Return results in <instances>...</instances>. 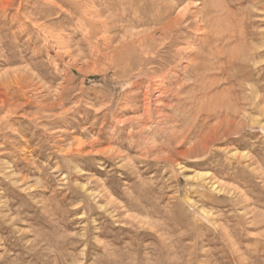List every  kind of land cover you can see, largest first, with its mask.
<instances>
[{"label": "rangeland", "instance_id": "1", "mask_svg": "<svg viewBox=\"0 0 264 264\" xmlns=\"http://www.w3.org/2000/svg\"><path fill=\"white\" fill-rule=\"evenodd\" d=\"M0 1V264H264V0Z\"/></svg>", "mask_w": 264, "mask_h": 264}, {"label": "bare ground", "instance_id": "2", "mask_svg": "<svg viewBox=\"0 0 264 264\" xmlns=\"http://www.w3.org/2000/svg\"><path fill=\"white\" fill-rule=\"evenodd\" d=\"M10 1H11V0H10ZM14 1H15V0H14ZM14 1H12L11 5H10V6H11L10 8H13L12 6H13ZM20 1H21V0H20ZM23 1H24V0H23ZM50 1H51V0H50ZM164 1H165V0H164ZM0 2H1V1H0ZM18 2H19V1H18ZM52 2H53V1H52ZM167 2H168V1H167ZM203 2H205V0H204ZM2 3H4V2H2ZM2 3H0V4H2ZM31 3H32V1H31ZM147 3H148V2H147ZM218 3H220V2L217 1L216 4H218ZM4 4H5V3H4ZM38 4H39V3H38ZM49 4H50V3H49ZM51 4H54V3H51ZM164 4H165V3H164ZM214 4H215V2H214ZM5 5H6V4H5ZM20 5H22V4H20ZM151 5H152V4H151ZM6 6L9 7V4L6 5ZM162 6H165V5H162ZM183 6H184V5H183ZM0 7H1V6H0ZM3 7L5 8V6H3ZM200 7H201V6H200ZM6 8H7V7H6ZM17 8H19V7H17ZM17 8H16V9H17ZM20 8H22V7H20ZM147 8H148V7H147ZM166 8H167V7H166ZM169 9H171V8H169ZM213 9H214V8H213ZM7 10H8V8H7ZM194 10H195V9H194ZM0 11H1V9H0ZM5 11H6V10H5ZM8 11H9V10H8ZM19 11H20V9H19ZM19 11H18V12H19ZM208 11H209V10H208ZM21 12H22V11H21ZM185 12H186V11H185ZM6 13H7V12H6ZM183 13H184V12H183ZM0 14H1V13H0ZM148 14H149V13H148ZM1 15H3V14H1ZM24 15H25V13H24ZM161 15H162V14H161ZM185 15H186V14H185ZM21 16H22V15H21ZM0 17H2V16H0ZM27 17H28V16H27ZM4 18H5V17H4ZM22 18H23V17H22ZM23 19H24V18H23ZM23 19H22V20H23ZM29 19H30V17H29ZM117 19H118V18H117ZM25 21H26V20H25ZM25 21H24V22H25ZM29 21H31V20H29ZM0 22H1V21H0ZM21 22H22V21H21ZM149 22H150V21H149ZM115 23H116V22H115ZM169 24H170V23H169ZM149 25H150V24H149ZM141 26H142V25H141ZM212 26H213V25H212ZM218 26H219V25H218ZM52 27H53V26H52ZM160 27H161V26H160ZM170 27H171V26H170ZM144 28H145V26H144ZM163 29H164V28H163ZM150 31H151V30H150ZM217 32H218V31H217ZM208 33H209V32H208ZM149 35H150V34H149ZM220 35H221V34H220ZM143 36H144V35H143ZM145 36H146V35H145ZM208 36H209V35H208ZM208 36H207V37H208ZM210 36H211V35H210ZM216 36H217V35H216ZM217 37H218V36H217ZM53 39H54V38H53ZM142 39H143V37H142ZM148 39H149V38H148ZM209 40L211 41V39H209ZM206 41H207V39H206ZM213 41H214V40H213ZM213 41H212V42H213ZM208 43H210V42H208ZM226 43H227V42H226ZM213 44H214V43H213ZM211 45H212V44H211ZM215 45H216V44H215ZM243 45H244V44H243ZM207 46H209V45H207ZM228 46H229V45H228ZM205 47H206V46H205ZM208 48H209V47H208ZM222 48H223V47H222ZM215 49H216V48H215ZM218 49H219V48H218ZM226 49H227V48H226ZM226 49H225V50H226ZM228 50H229V49H228ZM247 51H248V50H247ZM195 52H197V51H195ZM217 53H218V52H217ZM231 53H232V52H231ZM195 54H196V53H195ZM218 54H219V53H218ZM131 55H132V54H131ZM159 55H160V54H159ZM227 55H228V54H227ZM132 56H133V55H132ZM127 57H128V56H127ZM249 57H250V55H249ZM129 58H130V56H129ZM232 58H235V57L232 56ZM249 59H250V58H249ZM132 60H134L133 57H132L131 61H132ZM193 61H194V60H193ZM132 62H134V61H132ZM237 62H238V61H237ZM257 62H258V61H257ZM135 63H136V62H135ZM127 64H128V63H127ZM127 64H126V65H127ZM133 64H134V63H133ZM137 64H138V63H137ZM130 65H131V64H130ZM230 65H231V64H230ZM240 67H243V66H240ZM255 67H256V66H255ZM244 68H245V67H243V69H244ZM30 69H31V68H30ZM127 69H128V68H127ZM240 69H241V68H240ZM117 71H118V70H117ZM115 72H116V71H115ZM30 74H31V73H30ZM127 74H128V73H127ZM25 75H26V74H25ZM31 75H32V74H31ZM119 76H120V75H119ZM160 76H161V75H160ZM28 77H29V76H28ZM36 78H38V77H36ZM40 80H41V79H40ZM24 82H25V81H24ZM254 89H255V88H254ZM256 89H257V88H256ZM256 89H255V90H256ZM259 91H260V89H259ZM215 93H216V92H215ZM162 94H163V93H162ZM259 94H260V93H259ZM258 96H259V95H258ZM231 97H232V96H231ZM252 97H253V96H252ZM254 97H255V96H254ZM229 98H230V97H229ZM259 98H260V97H259ZM254 99H255V98H254ZM261 99H263V98H261ZM255 100H256V99H255ZM259 102H260V101H259ZM253 103H255V102L253 101ZM256 103H258V102H256ZM258 105H259V104H256V107H257V108H258ZM263 105H264V104H263ZM254 106H255V105H254ZM259 106H260V105H259ZM261 106H262V103H261ZM232 107H233V106H232ZM259 108H260V107H259ZM262 108H263V107H261V109H262ZM222 110H223V109H222ZM258 110H260V109H258ZM262 111H263V110H262ZM147 112H148V111H147ZM263 112H264V111H263ZM225 114H226V113H225ZM227 115H228V114H227ZM226 119H227V118H226ZM258 120H259V119H258ZM163 121H164V120H163ZM255 121H256V120H255ZM219 122H220V121H219ZM180 142H181V141H180ZM195 144H196V143H195ZM205 147H206V146H205ZM178 153L180 154L181 152H178ZM188 155H189V154H188ZM182 156H183V155H182ZM186 156H187V155H186ZM170 158H171V157H170ZM167 161H169V160H167ZM2 164H3V163H2ZM4 174H5V173H4ZM4 174H3V175H4ZM199 176H200V175H199ZM201 176H202V175H201ZM5 177H8L7 174H6ZM203 177H204V176H203ZM198 178H200V177H198ZM193 179H194V178H193ZM203 179H204V178H203ZM2 181H3V180H2ZM8 184H9V183H8ZM6 188H7V187H6ZM5 197H6V196H5ZM7 202H8V201H7ZM250 202H251V201H250ZM247 203H248V202H247ZM0 205H1V204H0ZM7 205H8V204H7ZM5 207H6V206H5ZM7 213H8V212H7ZM1 214L4 215L2 212H1ZM2 215H0V216H2ZM5 215H6V214H5ZM4 217H5V216H4ZM6 217H7V216H6ZM0 219H1V217H0ZM169 219H170V218H169ZM214 220H215V219H214ZM258 220H259V219H258ZM1 221H4V220H1ZM251 223H252V222H251ZM162 224H163V223H162ZM257 224H258V223H257ZM248 226H249V225H248ZM1 231H2V230H1ZM1 231H0V232H1ZM2 238H3V237H2ZM163 239H165V238H163ZM161 240H162V239H161ZM163 242H164V241H163ZM3 243H4V242H3ZM199 243H200V242H199ZM194 247H195V246H194ZM168 250H169V248H168ZM173 250H174V249H173ZM189 252H190V251H189ZM167 254H168V253H167ZM165 255H166V254H165ZM130 256H131V255H130ZM133 256H134V255H133ZM166 256H167V255H166ZM1 260H2V259H1ZM164 260H165V259H164ZM164 260H163V261H164ZM189 260H190V259H189ZM163 261H162V262H163ZM190 261H191V260H190ZM187 262H188V264H190L188 260H187ZM245 262H246V260H245ZM164 263H165V262H164ZM185 263H186V262H185ZM168 264H169V263H168Z\"/></svg>", "mask_w": 264, "mask_h": 264}]
</instances>
